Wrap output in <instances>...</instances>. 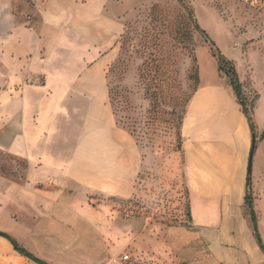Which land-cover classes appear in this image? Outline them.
Returning a JSON list of instances; mask_svg holds the SVG:
<instances>
[{"label":"crops","instance_id":"0c3cea01","mask_svg":"<svg viewBox=\"0 0 264 264\" xmlns=\"http://www.w3.org/2000/svg\"><path fill=\"white\" fill-rule=\"evenodd\" d=\"M37 1L34 20L18 0H0V264H40L9 239L45 264H102L127 242L125 230L141 225L131 218L115 231L101 204L85 198L129 199L143 189L142 161L114 123L106 71L129 13L145 0ZM236 72L242 94L247 85L257 94L250 114L262 133L263 94ZM181 131L189 224L195 203L217 209L219 222L212 237L170 234L164 247L128 253V264H262L244 205L252 134L226 78L198 86Z\"/></svg>","mask_w":264,"mask_h":264},{"label":"rangeland","instance_id":"374dc122","mask_svg":"<svg viewBox=\"0 0 264 264\" xmlns=\"http://www.w3.org/2000/svg\"><path fill=\"white\" fill-rule=\"evenodd\" d=\"M37 8V0H18L19 12L34 20ZM188 8L239 75L254 81L263 94L260 112L264 116V0H145L131 11L115 40L106 79L114 123L131 137L142 161L138 183L143 189L129 199L96 194L85 198L93 207L101 204L99 211L113 222L115 231L122 232V222L131 218L141 220L137 231L125 230L127 242L118 244L115 259L154 248L155 242L164 247L170 234L212 237L219 222L217 209L205 213L195 203L192 230L182 178L181 128L190 98L211 78H225L217 71L208 42L194 29ZM242 97L250 111L256 92L247 85ZM2 171L9 174L6 168ZM251 195L264 245V131L255 134ZM131 262L153 264L140 258Z\"/></svg>","mask_w":264,"mask_h":264},{"label":"trees","instance_id":"16d2710c","mask_svg":"<svg viewBox=\"0 0 264 264\" xmlns=\"http://www.w3.org/2000/svg\"><path fill=\"white\" fill-rule=\"evenodd\" d=\"M188 15H189L190 19L193 20L194 29L196 31H198L205 39H207L206 41L208 42L210 49H211V52H212V55L216 60L217 71L220 75H223L227 79L229 85L231 86L233 93H234L238 103L240 104L243 113L245 114V116L249 122L251 134L253 135V133H255V127H254L253 119L251 117L250 111H248L246 106H245V103H244V100L242 97L241 84L238 80V75H237L234 64L232 63L231 60L227 59L221 53L220 49L208 37L206 32L200 28L199 24L193 19V13H192L191 9H189V8H188ZM244 205L246 207L247 213L250 216V220H251L254 236H255V239L257 241V245H258L259 249L264 254V245L261 243V240L259 238L258 229H257L256 216H255V211L253 209L252 195H251V192L249 193L247 191V189H246L245 198H244ZM188 215H189V211H188ZM0 235L5 236V234H3L1 232H0ZM9 240H10L14 250L17 251L18 253L24 255L25 257L31 259L34 262H37L40 264H45L44 262L40 261L35 256H33L31 253H29L27 250H25L24 248L19 246L14 240H12V239H9Z\"/></svg>","mask_w":264,"mask_h":264},{"label":"water","instance_id":"95a60500","mask_svg":"<svg viewBox=\"0 0 264 264\" xmlns=\"http://www.w3.org/2000/svg\"><path fill=\"white\" fill-rule=\"evenodd\" d=\"M254 147H255V133H253L252 135L251 148L249 152L247 172H246V189L249 193L251 192L252 158H253Z\"/></svg>","mask_w":264,"mask_h":264},{"label":"built area","instance_id":"2783aa9c","mask_svg":"<svg viewBox=\"0 0 264 264\" xmlns=\"http://www.w3.org/2000/svg\"><path fill=\"white\" fill-rule=\"evenodd\" d=\"M128 260H129V257L127 256V254H123L118 259H110L108 262H105L102 264H120V263L126 262Z\"/></svg>","mask_w":264,"mask_h":264}]
</instances>
